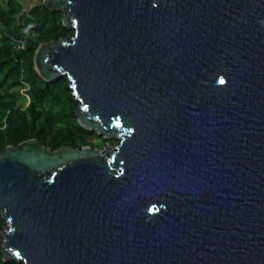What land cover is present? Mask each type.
Instances as JSON below:
<instances>
[{"label": "water", "instance_id": "1", "mask_svg": "<svg viewBox=\"0 0 264 264\" xmlns=\"http://www.w3.org/2000/svg\"><path fill=\"white\" fill-rule=\"evenodd\" d=\"M66 77L106 151L0 148L5 261L264 264V0H42Z\"/></svg>", "mask_w": 264, "mask_h": 264}, {"label": "trees", "instance_id": "2", "mask_svg": "<svg viewBox=\"0 0 264 264\" xmlns=\"http://www.w3.org/2000/svg\"><path fill=\"white\" fill-rule=\"evenodd\" d=\"M17 8L14 3L0 5V148L31 138L53 150L63 146L98 148L97 139L104 145L107 139L103 135L78 123V102L67 78L47 82L34 67L41 43L71 34L62 22V12L51 11L43 3L29 12ZM24 92L28 104L22 101ZM3 226L0 217V232ZM0 264H22L3 259L1 237Z\"/></svg>", "mask_w": 264, "mask_h": 264}, {"label": "crops", "instance_id": "3", "mask_svg": "<svg viewBox=\"0 0 264 264\" xmlns=\"http://www.w3.org/2000/svg\"><path fill=\"white\" fill-rule=\"evenodd\" d=\"M14 3L17 5V9L22 12H29L32 8L42 3V0H0V5H7Z\"/></svg>", "mask_w": 264, "mask_h": 264}, {"label": "rangeland", "instance_id": "4", "mask_svg": "<svg viewBox=\"0 0 264 264\" xmlns=\"http://www.w3.org/2000/svg\"><path fill=\"white\" fill-rule=\"evenodd\" d=\"M71 94H72V92H71ZM22 101H23L24 104H28L29 103V98L27 96L23 95ZM75 101L78 102V105H79V101H77V100H75ZM106 139H107V141H106V143L104 145H103V142H101L100 140H98V139L95 140V144L98 147L97 149H102L103 151H106L110 146L117 145L120 142V140L118 138H114V137H108Z\"/></svg>", "mask_w": 264, "mask_h": 264}, {"label": "built area", "instance_id": "5", "mask_svg": "<svg viewBox=\"0 0 264 264\" xmlns=\"http://www.w3.org/2000/svg\"><path fill=\"white\" fill-rule=\"evenodd\" d=\"M20 46L23 48L24 47V44L23 43H20ZM24 91V90H23ZM23 95H25V96H27L28 97V95L24 92L23 93ZM29 98V97H28Z\"/></svg>", "mask_w": 264, "mask_h": 264}]
</instances>
